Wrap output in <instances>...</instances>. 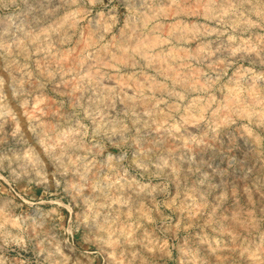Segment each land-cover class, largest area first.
Instances as JSON below:
<instances>
[{"label": "rangeland", "instance_id": "1", "mask_svg": "<svg viewBox=\"0 0 264 264\" xmlns=\"http://www.w3.org/2000/svg\"><path fill=\"white\" fill-rule=\"evenodd\" d=\"M0 264H264V0H0Z\"/></svg>", "mask_w": 264, "mask_h": 264}, {"label": "bare ground", "instance_id": "2", "mask_svg": "<svg viewBox=\"0 0 264 264\" xmlns=\"http://www.w3.org/2000/svg\"><path fill=\"white\" fill-rule=\"evenodd\" d=\"M144 16V15H143ZM142 17V16H141ZM145 21V20H144ZM137 26V25H136ZM155 27V26H154ZM145 36H146V34H145ZM149 36V35H148ZM151 36V35H150ZM134 37H136V36H134ZM152 37V36H151ZM134 40V39H133ZM159 41V40H158ZM153 42V41H152ZM151 43V42H150ZM129 44V43H128ZM131 45V44H130ZM134 47V46H133ZM136 47V46H135ZM149 47V46H148ZM134 49H136V48H134ZM171 49V48H170ZM137 50V49H136ZM169 50V49H168ZM185 50V49H184ZM134 51V50H133ZM157 51V50H156ZM183 51V50H182ZM138 52H140L139 50H138ZM199 52V51H198ZM162 53V52H161ZM193 53V52H192ZM201 53V52H200ZM119 54V53H118ZM149 54V53H148ZM181 54V53H180ZM191 54V53H190ZM123 55V54H122ZM156 55V54H155ZM193 55V54H192ZM117 56V55H116ZM119 56H121V55H119ZM162 56H163V54H162ZM67 58V57H66ZM128 59V58H127ZM65 60V59H64ZM135 60V59H134ZM147 61V60H146ZM78 62V61H77ZM97 62V61H96ZM99 62V61H98ZM149 62V61H148ZM129 63H131V62H129ZM185 63V62H184ZM97 64V63H96ZM101 64V63H100ZM105 64V63H104ZM177 64V63H176ZM154 65H157V64H154ZM165 65V64H164ZM178 65V64H177ZM174 66V65H173ZM83 67V66H82ZM168 67V66H167ZM166 67V68H167ZM97 69V68H96ZM96 71V70H95ZM94 71V72H95ZM89 72V71H88ZM162 72V71H161ZM91 76V75H90ZM183 76V75H182ZM120 78V77H119ZM121 80V79H120ZM122 81V80H121ZM147 83H148V81H146ZM118 83H120V82H118ZM147 83H146V85H147ZM139 84V83H138ZM144 84V83H143ZM109 86V85H108ZM150 86V85H149ZM162 90V89H161ZM156 91V90H155ZM134 92V91H133ZM174 107V106H173ZM171 109V108H170ZM143 111V110H142ZM197 116V115H196ZM195 116V117H196ZM166 117V116H165ZM182 118H184V116L182 117ZM162 121V120H161ZM187 123V122H186ZM191 125V124H190ZM186 126V125H185ZM190 128V127H189ZM194 128V127H193ZM192 129V128H191ZM192 131V130H191Z\"/></svg>", "mask_w": 264, "mask_h": 264}]
</instances>
